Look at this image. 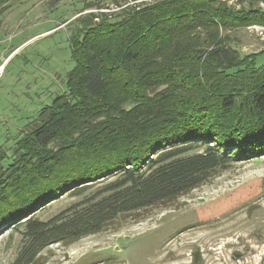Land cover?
<instances>
[{
	"label": "trees",
	"instance_id": "1",
	"mask_svg": "<svg viewBox=\"0 0 264 264\" xmlns=\"http://www.w3.org/2000/svg\"><path fill=\"white\" fill-rule=\"evenodd\" d=\"M261 1L129 0L67 23V90L0 147V229L22 235L10 264L264 154V50L242 53L231 35L264 24ZM64 194L81 199L38 216Z\"/></svg>",
	"mask_w": 264,
	"mask_h": 264
},
{
	"label": "rangeland",
	"instance_id": "2",
	"mask_svg": "<svg viewBox=\"0 0 264 264\" xmlns=\"http://www.w3.org/2000/svg\"><path fill=\"white\" fill-rule=\"evenodd\" d=\"M127 1L9 0L3 5L0 147L10 148L18 131L67 90L75 65L73 25L67 23L83 11ZM89 2L94 5L85 10ZM231 35L242 53L264 50L262 23L234 28ZM257 62L264 63V52ZM80 199L61 195L38 216L47 220ZM12 227L0 229V264H10L21 245L22 235ZM35 264H264V154L234 161L186 194L122 214L99 233L51 244Z\"/></svg>",
	"mask_w": 264,
	"mask_h": 264
}]
</instances>
